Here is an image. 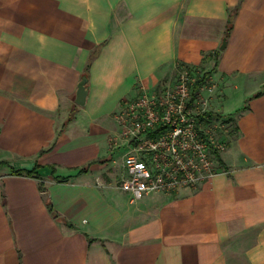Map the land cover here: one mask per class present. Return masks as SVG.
I'll list each match as a JSON object with an SVG mask.
<instances>
[{"label": "crops", "instance_id": "0c3cea01", "mask_svg": "<svg viewBox=\"0 0 264 264\" xmlns=\"http://www.w3.org/2000/svg\"><path fill=\"white\" fill-rule=\"evenodd\" d=\"M177 66L210 73L223 166L132 203L114 114ZM0 264H264V0H0Z\"/></svg>", "mask_w": 264, "mask_h": 264}, {"label": "built area", "instance_id": "2783aa9c", "mask_svg": "<svg viewBox=\"0 0 264 264\" xmlns=\"http://www.w3.org/2000/svg\"><path fill=\"white\" fill-rule=\"evenodd\" d=\"M190 70L181 67L175 86L142 88L136 97L125 99L115 114L118 130L109 144L113 150L124 149L118 185L130 194L132 203L153 193L197 189L219 170L218 155L227 141L218 140L203 126L213 111L214 85L209 76L195 90L204 73L194 80ZM224 120H216V127L221 128Z\"/></svg>", "mask_w": 264, "mask_h": 264}, {"label": "rangeland", "instance_id": "374dc122", "mask_svg": "<svg viewBox=\"0 0 264 264\" xmlns=\"http://www.w3.org/2000/svg\"><path fill=\"white\" fill-rule=\"evenodd\" d=\"M181 70V66H177L176 69H174L173 71H171L166 77H164L162 80L159 81V83L150 90H159L161 88H165L167 86H175L179 80L178 75H179V71ZM204 69L198 70L196 68H192V70H190L191 72V76L193 77L194 80H197L198 78H200L202 76V74ZM210 84H207L206 87H209ZM238 95L235 94L233 98H235V100H237ZM116 114V113H115ZM114 114V116H115ZM225 118L224 116H221L220 114L217 113H213V111L211 112V116L209 118V120H204L203 122V126H205L207 129H211L214 133L215 136H217L218 140H225L227 141L228 136H230L233 133V124L231 123V121H228L226 119V121L222 124V127H216L217 125V121L219 119ZM215 119V120H214ZM124 153V149L121 148L118 150V160L120 161L122 158V155ZM121 168L123 169V166H121Z\"/></svg>", "mask_w": 264, "mask_h": 264}, {"label": "water", "instance_id": "95a60500", "mask_svg": "<svg viewBox=\"0 0 264 264\" xmlns=\"http://www.w3.org/2000/svg\"><path fill=\"white\" fill-rule=\"evenodd\" d=\"M226 45V40H223V46L222 48H224ZM87 83V79L83 78L82 81L79 83L78 86V90H77V97H76V104L79 106H83L85 104L86 101V97H87V89L85 88V85Z\"/></svg>", "mask_w": 264, "mask_h": 264}, {"label": "trees", "instance_id": "16d2710c", "mask_svg": "<svg viewBox=\"0 0 264 264\" xmlns=\"http://www.w3.org/2000/svg\"><path fill=\"white\" fill-rule=\"evenodd\" d=\"M229 29L227 30V34L226 35H228L229 34ZM181 67H183V66H181ZM210 76V73L209 72H206V73H204L203 74V76L196 82V84H195V86H194V89L195 90H197V89H199L202 85H204V84H206V82H207V78ZM228 121H230L229 119H228ZM218 160H219V163H220V165L221 166H223V163H222V160L220 159V157H219V155H218ZM14 173L15 174H23V171H21V170H19V171H14ZM27 174H32L33 172L31 171V172H26ZM60 181L61 182H63V181H65L64 179H60Z\"/></svg>", "mask_w": 264, "mask_h": 264}]
</instances>
